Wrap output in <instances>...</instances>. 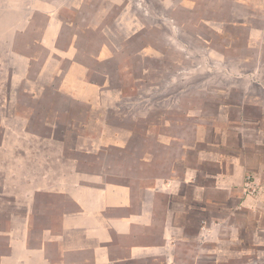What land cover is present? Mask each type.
I'll return each mask as SVG.
<instances>
[{
  "label": "rangeland",
  "instance_id": "1",
  "mask_svg": "<svg viewBox=\"0 0 264 264\" xmlns=\"http://www.w3.org/2000/svg\"><path fill=\"white\" fill-rule=\"evenodd\" d=\"M6 21L0 194L23 157L192 168L162 198L167 264H264V0H13Z\"/></svg>",
  "mask_w": 264,
  "mask_h": 264
},
{
  "label": "crops",
  "instance_id": "2",
  "mask_svg": "<svg viewBox=\"0 0 264 264\" xmlns=\"http://www.w3.org/2000/svg\"><path fill=\"white\" fill-rule=\"evenodd\" d=\"M9 2L0 0L5 34ZM55 166L16 159V192L0 194V264H167L177 225L162 198L184 184L195 187V170L151 176L135 162L96 171L65 164L57 178Z\"/></svg>",
  "mask_w": 264,
  "mask_h": 264
}]
</instances>
